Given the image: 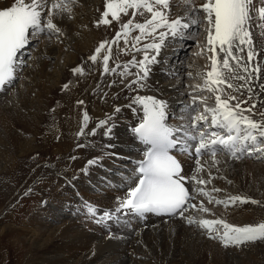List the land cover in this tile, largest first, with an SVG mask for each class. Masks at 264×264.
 Segmentation results:
<instances>
[{"label":"bare ground","instance_id":"1","mask_svg":"<svg viewBox=\"0 0 264 264\" xmlns=\"http://www.w3.org/2000/svg\"><path fill=\"white\" fill-rule=\"evenodd\" d=\"M4 2L0 0V4ZM104 3L105 0L98 4L96 0H78L73 5V22L64 19L59 25L65 33L62 42L52 39L48 43L42 38L39 48L31 50V60L34 59L35 64L33 74L28 66L24 67L17 95H14L17 87L14 86L6 98L0 99V213L3 214L17 194L29 188L32 180L40 177L44 183L40 201L29 215L30 219L24 221L25 227L14 230L11 225L6 226L0 229V235L17 232L21 241L27 243L24 246L26 258L31 264H180L182 261V264H264V240L224 247L218 240L209 239L206 233L175 217L146 222L131 218L130 223L113 224L112 231L118 238H109L107 228L85 214V202L98 209L116 206L114 197L122 196L124 185L121 180L126 177L125 169L133 166L141 151V144L133 138L130 130L138 117L127 106L128 97L134 93L125 87L134 76H127L124 84L116 87L114 85L123 79L120 70L102 75V59L95 65L87 61L101 41L112 40L115 32L120 30L116 22L100 27L91 24L100 17ZM132 11L129 9V14ZM128 18L123 17L124 20ZM143 20L144 17H138L136 22ZM138 34V31L130 32L127 40L134 42ZM174 40L179 47L168 55L166 74L155 64L147 81L148 87L141 90V95L159 89L166 97L170 98L171 93L182 100L180 93L187 91L183 85L189 83L187 81L182 86L181 83L187 78L185 73L188 71L193 73L196 83H202L196 73L205 72L208 61L204 56L199 58L196 55L199 48L194 45L189 57L191 65L185 63V69L182 58L190 52L186 50L191 39ZM172 42L173 38H170L168 47ZM120 47H124L123 40ZM168 47L159 53L158 61ZM133 56L139 60L143 53L132 48L127 53L118 52L113 45L109 67L127 64ZM78 65L84 66V73L74 75L71 69ZM49 69L54 71L49 72ZM66 83L69 87L64 89ZM79 100L84 104L78 105ZM260 101L257 112L264 111V94ZM208 103H214V98ZM117 105L121 111L114 113ZM85 112L89 116L86 133L99 120L105 119L106 114L114 113V138L105 140L103 130H98L94 137H78ZM252 118L260 119L259 115ZM81 142L92 146L77 148V143ZM109 143L115 147L107 152L118 153V157L106 154L103 145ZM57 154L58 157L53 159ZM33 155L47 156L49 163L37 165L39 161L34 160ZM73 156L76 159H70ZM96 156L102 157L100 163L89 167L86 173L81 171L87 160ZM223 160L228 162L220 165L221 172L207 186L208 190L222 188L227 194L251 197L260 203L237 204L225 209L208 204L207 198L201 197L205 207L212 209L215 215L191 210L186 215L197 220L224 218L240 226L264 222V158L242 156L239 160H230L225 156ZM212 171L215 173V169ZM201 175L207 179L206 172ZM213 195L223 198L224 193ZM77 210H80L81 217L75 215Z\"/></svg>","mask_w":264,"mask_h":264},{"label":"snow or ice","instance_id":"2","mask_svg":"<svg viewBox=\"0 0 264 264\" xmlns=\"http://www.w3.org/2000/svg\"><path fill=\"white\" fill-rule=\"evenodd\" d=\"M76 3L77 0H5L0 4V91L13 86L19 78L17 73L30 66L25 52L33 40L39 43L47 38L62 42L65 33L59 25L64 19L73 18ZM174 8L178 10L173 11ZM129 9L133 10L131 14ZM138 17H144L143 22H136ZM113 22L119 24L120 30L111 41H101L87 61L95 65L102 59V75L120 70L122 77L134 76L125 84L134 93L128 97L127 106L138 117L130 130L133 138L144 146L143 156L135 162L132 173L121 180L123 196L115 198L116 206L98 209L85 202V214L105 226L109 238H118L112 231L113 224L156 215L183 219L224 247L264 240V222L240 226L224 218L197 220L186 215L190 210L215 215L205 207L201 197L207 198L208 204L225 209L237 204L260 203L251 197L227 194L222 188L208 190L207 186L221 172L220 165L227 164L223 160L225 156L230 160L242 156L264 158V111L257 112L264 94V0H105L104 10L93 24L111 26ZM132 31L139 34L130 43L127 36ZM169 37L191 39L199 48L196 55H203L208 61V70L196 73L202 83L184 84L187 91L180 93L183 99L174 111H170L167 100L140 94L148 87L152 65L158 63L157 57ZM121 40L124 47H120ZM142 40L150 42L141 43ZM113 45L118 52L127 53L132 48L142 52L143 57L137 60L133 56L127 64L110 68ZM132 68L136 71L132 72ZM71 71L74 75L83 74L84 66L78 65ZM185 75L194 78L190 71ZM124 82L122 79L121 83ZM63 87L67 89L69 84ZM213 98L214 103L209 104ZM120 111L121 107L115 106L114 113ZM114 113L106 114L105 119L86 133L89 116L85 112L77 136L94 137L98 130H103L104 139L112 140ZM257 115L260 119L252 118ZM172 120L177 123H171ZM90 146L77 143V148ZM103 147L106 154L118 157V153L107 152L115 145L109 143ZM173 153L189 158L187 171ZM101 159L96 156L87 160L82 171L86 173ZM204 172L207 179L201 175ZM213 193L224 196L217 198Z\"/></svg>","mask_w":264,"mask_h":264},{"label":"rangeland","instance_id":"3","mask_svg":"<svg viewBox=\"0 0 264 264\" xmlns=\"http://www.w3.org/2000/svg\"><path fill=\"white\" fill-rule=\"evenodd\" d=\"M100 1L101 0H96L97 4ZM73 15H75V14H73ZM73 18H74V16H73ZM68 21L73 22V19H71V20L68 19ZM170 38L171 37L168 38L169 41H170ZM49 41H51V40H48L47 42L49 43ZM191 44H194L192 40L189 41V44H188L189 46H187V50H186V51L190 50L189 53H191V51L194 48V45H193V47L191 49V47H190ZM186 56H188V53H186ZM198 57L202 58L203 55H198ZM188 61H189L188 65H191L190 58ZM33 62H34V59L31 60V62H29L30 66L27 67V68H29L31 74H33L32 69L35 65V64H33ZM53 71H54L53 69H49V72H53ZM123 79H126V77H123ZM20 81L21 80H19V82ZM187 81L189 84H195L196 83L195 79H193V78H190V79L186 78V82ZM186 82L182 81L181 86ZM120 84H122V83L117 82L116 85H114V86L118 87ZM17 85H19V84L17 83ZM18 88H19V86L14 88V92H15L14 95H17ZM4 98H6V97L4 96L2 98V100ZM180 100H181V98L176 99V101H178V102ZM31 101L32 100H30V102ZM172 103H174V101ZM172 103H170V104L172 105ZM15 155H16V152H15ZM57 157H58V154L55 155L53 157V159L54 158L56 159ZM33 158H34V160L36 159L39 161V162H37V165H40L42 163H43V165H46L49 163L48 160L50 159L47 156L37 157L36 155H33ZM32 170L33 169H31V171ZM40 179L41 178L38 177V178H36V180H32L29 188L26 189L25 191L17 194V196H15L11 200L9 206L6 208V210L3 212V214L0 213V229L3 227H6V226H10V225L14 230L19 229L20 227H25L23 224L24 221L26 219H27V221L30 219L29 215L36 208V206L38 205V203L40 201V193L42 192L41 190L44 187V183ZM6 204H8V203H6ZM75 215L76 216L79 215L78 217H81L80 210H77ZM2 217H3V219H2ZM26 244H27L26 242L21 241V238L18 237L17 232H13V233L7 232V234H5V235H0V264H31L32 262L30 263L29 261H27V258H26L27 250H26V247H24ZM182 263H183V261L180 264H182Z\"/></svg>","mask_w":264,"mask_h":264}]
</instances>
